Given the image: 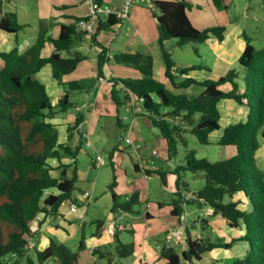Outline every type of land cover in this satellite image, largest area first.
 <instances>
[{
    "label": "trees",
    "instance_id": "trees-1",
    "mask_svg": "<svg viewBox=\"0 0 264 264\" xmlns=\"http://www.w3.org/2000/svg\"><path fill=\"white\" fill-rule=\"evenodd\" d=\"M212 1L216 7L226 6L222 0ZM92 3L102 6L106 0H92ZM2 5L3 0H0V30L16 33L23 29L24 25L17 21L16 14L4 12ZM59 7L67 8V5ZM188 8L185 0H152L151 12L157 20V42L165 78L173 88H186L192 84L204 87L196 95L175 94L163 82L156 80L151 54L117 52L109 56L97 36L102 30L114 29L118 20L113 13L106 18L100 17L92 33L77 26V22L86 20L88 14L73 17L71 23H60L56 36L49 33L47 20L40 21L37 36L28 48L20 52L14 46L8 51H0V264H47L50 259H55L57 264H95L78 260V251L85 245L84 236L79 238L77 250L54 236H50L48 244L42 248L31 243L39 236V226L47 215H55L63 201L77 200L72 191L78 179L77 156L83 146L80 124L84 113L77 110L75 118L66 123L67 141L62 143L58 141L59 131L51 119L76 107L69 98V91L86 88L77 80L63 82L62 76L72 72L79 62L87 58L86 54L74 48V42L88 35L90 42L99 48L96 55L97 78H104L103 67L110 60L140 72L137 79H108L111 82L110 99L116 107L115 122L121 135L127 125L120 117L119 108L126 105L131 97L141 100L146 112L144 115L166 140L169 160L175 157L177 137L184 131L195 135L201 145L209 143V133L220 128L217 103L221 99L247 106L246 117L225 125L216 142L221 146H232L234 153L212 162L197 158L194 151L186 150L185 164L172 172L176 174V189L168 201L170 214L177 217L184 213L186 204L208 206L210 215H220L229 230L233 229L235 233L230 232L232 235L228 237L215 233L212 238V224L208 218L202 217L199 235L190 233L191 223L185 224V246L177 250L172 244H163L159 248L158 259L165 260L161 264H200L204 251L215 247L228 248L239 241L246 243L247 251L243 257L234 258L228 264H264V173L254 156L259 148L258 137L264 139V45L255 48L244 36L245 45L238 62L252 74L249 78L246 72L243 89L236 81L238 73L234 69L217 79L179 78L178 74L187 75L202 67L196 64L176 67L165 41L174 38L178 47L203 42L210 35L221 41L225 30L221 25L204 29L194 27L186 14ZM46 44L51 45V51L43 56L41 50ZM47 64L51 68V77L65 89L56 104L50 102L45 85L36 77ZM227 84L230 88H222ZM162 106L166 110L161 111ZM74 133L78 134V141L72 146L69 140ZM258 155L259 152L256 158ZM67 157L70 160L65 161ZM49 159L56 162L50 163ZM108 159L112 171L108 183L110 211L140 212L138 191H132L126 197L114 190L116 174L112 153ZM180 170L201 171L204 185L187 194ZM145 172L158 175L165 183L166 172ZM39 213H43V217L33 227ZM104 220L95 219V234H99ZM238 229L242 231L236 234ZM133 249L132 242H123L115 235L112 244L96 246L91 251L100 257L107 256L110 262L112 256L124 257ZM137 264L152 263L139 261Z\"/></svg>",
    "mask_w": 264,
    "mask_h": 264
},
{
    "label": "crops",
    "instance_id": "crops-1",
    "mask_svg": "<svg viewBox=\"0 0 264 264\" xmlns=\"http://www.w3.org/2000/svg\"><path fill=\"white\" fill-rule=\"evenodd\" d=\"M139 1L141 2L142 0ZM144 1L148 4V7L140 6L134 3L129 9L127 15L128 17L125 19H128L130 28H127L126 36L117 37L118 39H124L122 46H118L119 49H121L120 51L151 54L153 57V77L156 80L163 82L166 88H168L173 93L186 95H196L199 92L201 93L204 90V87L202 86L192 84L186 88H173L170 82L165 78L163 64L161 62L162 65H160L159 60H156V52L153 47L154 42L157 41L158 38V30L156 27V18L152 15L151 12L152 0ZM185 1H187L189 4V8L186 10L187 17L194 27L198 29H204L216 25H221L224 26L225 30L224 37L221 41L218 40L216 36L210 35L205 41L199 43L201 45H194V56L186 55L173 57L172 51H169L176 67L182 68L192 64H198L202 67L200 69L188 72L187 75L178 74L179 78L190 76L199 81L205 79H217L218 77L226 74L230 69H234L237 72L235 64L238 62V58L241 55V52L243 51L245 45L244 36L250 39V43L255 48H260L264 45V0H243L244 3H242L243 1L239 0H222L224 5H226L225 7H216L213 4L212 0ZM3 2L4 3L2 5V10L4 12H14L18 21L20 13H18L17 6H21L19 4V1L12 0L13 4H11V0H3ZM60 5H67V8L59 7ZM91 5L92 0H36V4L33 7L35 11V14L33 16L35 18V22L33 23L34 25L32 24L33 27L31 31L32 33L36 31L34 39L37 36L40 21L47 20L50 28L49 33H51L52 36H56L58 32V25L60 23H71L74 21L73 17L88 14ZM104 5L113 8H119L121 5V0H106V3ZM28 12V10H23L22 14L27 15ZM19 23L23 24L24 27H26V25H30L26 21ZM122 25L123 21L121 26L118 28V31L121 29ZM108 31H110L111 33H104ZM101 33L103 34L100 35ZM114 33H116V31L102 30L99 32L97 39L100 43L107 46L108 41L112 36H114ZM14 36L16 38L17 34H15ZM2 38L3 37H0V42H3L4 38ZM86 38L89 39V36H86ZM33 41V35H22L21 42L18 43L17 40L14 39V45H7V49L5 51L10 50L14 46H17L18 50L22 52L26 48H28L33 43ZM114 43L116 44V42ZM165 43H167V40L165 41ZM89 44L92 43L87 42V45ZM107 50L108 55L110 56L111 52H109V49ZM50 51L51 45L46 44V46L41 50V54L43 56H46L50 53ZM97 52H99V48L97 49ZM89 60L90 59L87 57V59L79 62L77 67L72 72L64 74L62 76L63 82L77 80L81 83V85L86 87L83 91H72L80 93L78 94V97L76 98L74 103H76L75 110H82L84 113L83 121L80 124L83 144H85L86 147H91V140L89 139V136L94 137L97 130L102 131L100 135H102L104 140L109 137L116 138L117 140L119 139L118 144L108 150V158L109 154L112 153V161L114 163L116 174V185L114 186V190L126 197L132 191H138L139 198L142 201L140 205L141 212L131 214L124 211H110L111 214L109 215L108 219L104 218L105 220L101 226V229L99 230V234H95L96 226L93 229H87L85 220L83 219H80L78 224L76 223V215L82 214V211H78V209L82 208V205L78 203L81 200L79 199V197L84 198L86 202L90 198V190L86 188V186H84L78 192H76L75 189L72 191V196L76 197L77 200H70L69 203L68 201H63L64 203L66 202L68 204L67 208H61L59 206V210L55 215L49 214L45 217L44 221L39 226V236L37 237V239L31 241V243H35L39 248H42L48 244L50 236L57 237L61 241L67 239L71 234H76L78 238L84 236L85 245L78 251V260L82 263H92L93 261H96L95 259H93V256L95 254H92L91 251L93 247L102 246L103 244H112L115 235H117V237L120 239L119 230L127 229L128 231L132 232L133 238V241H128L132 242L134 246L133 252L131 253L134 254L132 264H137L139 261H147L152 264H161L165 260L162 258L158 259L159 248L163 244L170 245L171 241L180 245V248H183L185 246L184 226L185 224H190V222L183 220L181 217L170 214V205L168 204V201L165 202L159 199H154V201L149 199L148 192L150 187L148 185V179H150L149 176L151 174H146L145 171L159 170V168L154 164L153 160H150L151 165H147L146 162L149 159H154V155L156 154V152L155 148H152L147 153L148 155L144 157V155L142 154L143 149H141L138 145L132 144L128 134L130 130L138 124V122L136 116H132L131 110H129L126 105H124L123 107L131 115V125H129L127 121L123 120V122L127 125L125 127L126 129L123 135H121V130L116 125V107L110 99L109 84L111 87V82L108 79H110L111 77L118 78V71H122L120 73L124 75L123 77H129L128 75H130L137 79L140 78V72L134 68L127 66L124 67H127L129 69L131 68L132 71L121 69L115 64H110L108 61L104 64L103 67L104 78H97V58L95 57V59H92V61L90 62ZM156 63L158 64L157 77L155 75ZM45 66H49V68L43 70V67ZM45 66L41 68L42 71L40 70L38 72L42 74V78L40 77V81L45 85V88H47V85L50 86L53 90V95L58 98L64 93L65 89L51 77L50 65L47 64ZM105 68L108 69V72H106ZM202 69L206 71L199 72ZM244 85L245 84H242L240 85V87H242L243 89L245 87ZM222 88H230V85H224L222 86ZM139 101L142 104L141 100ZM221 104H223V115L219 110V106ZM233 104L234 101L232 102L228 99H221L217 103V108L220 113V128L209 133V142L211 141L216 143L219 139L223 129V127H221V120H224L223 123L224 125H226L228 123H236L241 120V117H246L248 109L245 110V108L243 107L244 105L236 107ZM134 105L138 107L140 104ZM143 112L144 111L140 109V115H142L143 123L150 124L151 126L150 119L146 115H144L146 112ZM121 116L123 117L126 115L120 114V117ZM74 118L75 114L69 113L67 116L58 114L51 119V121L58 128L59 142L62 143L67 141L66 123L72 121ZM120 140L126 142V148V145L124 146L123 143L120 142ZM77 141L78 134H72L69 143L74 146ZM160 142H163V140H161ZM87 143H89L90 145ZM101 144L103 147L97 148V151L104 149V142H102ZM143 148L150 149L151 147ZM259 149L260 148H258V150ZM132 150H135V153L138 156L137 161L132 162L134 174L129 176L128 174L131 172L125 168H121V158L123 155L120 153H127L131 152ZM96 153L97 152H95V154ZM255 155L256 154H254V156ZM139 156L142 157L140 158V160ZM66 159L68 158H64L65 161ZM92 163V165L95 166L94 158L92 159ZM256 163L257 166L261 168V164L259 165V163L257 162V158ZM168 176L166 174L165 183L162 184L165 185L167 190L174 191L176 189L175 181L173 182L171 177ZM78 181L81 182L79 176L76 181V185ZM85 190L89 191V195L87 198L83 197V193ZM142 193L145 194L144 198H142ZM188 193L189 191L187 192V194ZM72 201L77 202L78 204H80V206L78 207L77 205L74 210H71L69 208V205ZM157 202H161V205L157 204ZM152 205H155L156 208L152 209ZM147 212L149 213V215L147 214ZM185 212H187L186 208L184 210V214ZM42 217L43 213H39L37 219L33 222V227L37 225V221ZM123 218L125 220H123ZM127 218L129 220H127ZM209 220L212 224L213 230L216 229L218 231V235H225L228 237L232 233L231 231L233 229L229 230V228L225 224L224 219L214 218V220ZM158 221L159 223H163L161 232H158V234L163 233L164 238L166 239L162 242V244H160V240L162 239H155L152 241L150 240V232L152 233L151 238H154L157 228L160 227L157 226ZM172 230H178V235H172L170 233ZM224 230L227 231V233H225ZM189 231L192 235H199V232H195V230L193 229H190ZM136 240L138 241L134 245V242ZM76 248H78V242ZM87 255L92 261H84L83 258ZM225 256V252H222L219 255L213 254L210 256V258H207V260H203L202 263L200 262V264H228V261L224 259Z\"/></svg>",
    "mask_w": 264,
    "mask_h": 264
},
{
    "label": "rangeland",
    "instance_id": "rangeland-1",
    "mask_svg": "<svg viewBox=\"0 0 264 264\" xmlns=\"http://www.w3.org/2000/svg\"><path fill=\"white\" fill-rule=\"evenodd\" d=\"M19 4L21 5L20 7L17 6V10L18 13H20V17L18 19L19 22H28L30 25H26V27H24L23 29H21L20 31L16 32L15 34H17L16 38H15V34L13 33H8L5 31H0V37H3V42H0V51H5L7 48V45H14V39L17 40V42H21V38L22 35H33V40L36 34V31H34L33 33L32 31V27H33V23L35 22V18L33 17L35 14V11L33 9L34 5L36 4V0H18ZM239 1H243V0H239ZM14 2V1H13ZM12 0H11V4H13ZM109 2V1H107ZM4 3V2H3ZM15 3V2H14ZM244 3V1L242 2ZM136 4L140 5V6H145L148 7V4L142 0L141 2L138 1L136 2ZM4 8V6H3ZM23 10H28V14L27 15H23L22 11ZM137 14V12H136ZM154 21V20H153ZM33 24V25H32ZM155 25V22H154ZM127 28H130L129 23H128V19L123 20V25L121 27V29L118 31L117 28H114L113 31H116V33H114V36L111 37V39L108 41L107 46H105L107 49H109V52H111V55L117 52H121L119 49L120 46H122V43L124 41V39H118V36H126L127 33ZM104 33H111L110 31L108 32H104ZM103 33H101L100 35H102ZM111 35V34H110ZM99 38V37H98ZM175 39L174 38H169L167 40V43H165V47L168 51H172V56H186V55H191L194 56V45L195 46H199L201 44H199L200 42H194V43H190V44H186L182 47H177L175 44ZM34 42V41H33ZM87 42L90 43V39L87 38H83L82 40H76L74 42V48H76L77 50L81 51L83 54H86V56L90 59V61H92V59H95L96 55H97V46H94L92 44L87 45ZM116 42V44L114 43ZM102 44V43H101ZM119 46V47H118ZM154 50H155V55H156V60H159L160 65L162 60L160 57V49L158 46V42L155 41L153 44ZM170 53V52H169ZM171 55V53H170ZM171 56V58H172ZM87 59V58H86ZM110 64H115L117 65V67L121 68V69H127L129 71H132L131 68H127L124 67V65L121 64H117L114 63L112 60L109 61ZM198 65V64H196ZM235 68L238 72V78H237V82L242 85L246 83V78H245V74L246 72L248 73V77L250 78L251 76V71L246 69L244 66H241L239 64V62H237L235 64ZM49 66H45L43 67V70L48 69ZM106 69V68H105ZM42 71V70H41ZM105 71V70H104ZM206 70H200L199 72H205ZM106 72H108V69H106ZM122 71H118V78H135L133 76L128 75L129 77H123L124 75H122V73H120ZM158 64L156 63V68H155V75L156 77L158 76ZM36 77L40 79V77L42 78V74L37 73ZM200 86V85H199ZM109 88H110V84H109ZM47 92L50 96V102L52 104H56L57 103V99L53 94V90L50 86L47 85ZM200 93V92H199ZM197 93V94H199ZM78 94H80L79 92H70L69 91V98L72 102H75L76 98L78 97ZM233 102V100H231ZM236 107L242 106L241 104H238L234 101V104ZM245 108V110H247V106H243ZM166 107H161V111L165 110ZM243 108V109H244ZM141 110L144 111L143 107H141ZM219 110L220 113L223 115L224 111H223V104H221L219 106ZM145 112V111H144ZM143 112V113H144ZM69 113H76L75 107L69 108L67 112L65 113H60L63 114L65 116H67ZM119 114H125L128 119H126L125 121L128 122L129 125H131V115L129 112H127L125 110L124 107H120L119 108ZM141 113L136 115V119L138 124L133 127L129 134L127 132V134L129 135L132 144L134 145H138L142 150V154L144 155V157H146L149 152V150H151L152 148H155V152L156 154L154 155V159H149L146 163L147 165H151V161L153 160L154 164L158 166L159 170L166 172L168 177H171L172 181H175V176L176 174L172 173L174 172L175 168L177 166L180 165H184L185 164V153L186 150H192L194 151V154L197 158H205L209 161H217L220 159H224L227 158L229 156H231L234 153V148L232 146H221L218 145L214 142H209L206 145H201L197 138L195 137V135H193L192 133H190L189 131H184L183 133H181V138L177 137L178 141H177V152L175 157H173L171 160L168 159V150H167V143L165 138L162 137V135L160 134V131L158 130V128L154 125L151 126H146L143 121H142V115H140ZM244 119V117H241V120ZM224 120H221V127H224ZM223 123V124H222ZM220 124V122H219ZM230 124V123H228ZM227 125V124H226ZM102 131L97 130V132L95 133V136H89V139L91 140V147H86L85 144H83V148L82 150L79 151V154L77 156V167H78V176L81 179V182L78 181L75 191L78 192L80 191L84 186H86V188H88L90 190V198L88 199V201L86 202L84 198L79 197V199H81L78 203H80L82 205L81 209H78V211H82V214L76 215V223L78 224L80 219L85 220V224H86V228L87 229H93L95 227V219L96 218H107L109 217L110 213V206H111V193L108 189V183L111 180V166L109 164V159H108V150L112 147H115L118 142L119 139L117 140L116 138H107L104 140V138L102 137L101 134ZM161 140H163V142H160ZM258 141H259V150L257 149L256 151V155H255V160H256V156L257 153L259 152L258 158H257V162L260 165V169L263 171L264 173V139L261 137H258ZM102 142H104V149L103 150H98L97 148L103 147L102 146ZM121 143H123V145H126V142L123 140H120ZM130 142V143H131ZM157 142V143H156ZM156 143V144H155ZM127 147V145L125 146V148ZM143 147H148L150 149L147 148H143ZM95 152L99 153L102 157V162L100 166H94L92 165V159L94 158ZM119 153V152H118ZM122 154V158H121V168H125L127 170H129L131 173H129L128 175H133L134 171L132 168V162L137 161V154L135 153V150H132L131 152H125V153H120ZM140 155V154H139ZM124 157V158H123ZM161 157V158H160ZM68 158V157H67ZM140 158H142L141 156H139V160ZM69 160L66 159V161ZM50 163H55L56 160L55 159H49ZM181 174V178L182 181L185 184V187L187 188V190L185 192H192L194 190H197L199 188H201L204 185V175L201 171L192 173L190 171H183L180 170L179 171ZM56 173V172H54ZM169 173V174H168ZM150 179H148V185L150 187L149 189V199L150 200H154V199H159L162 201H169L170 197L173 194V190H167V188L165 187V185L162 184L160 178L158 177V175L156 174H151ZM81 183V184H80ZM183 188V187H182ZM144 193H142V198H144ZM84 199V200H83ZM224 200H227V197L224 198ZM70 201V199L66 200ZM85 201V202H84ZM155 201V200H154ZM78 207L80 206V204H78ZM142 203V201H141ZM242 205V204H241ZM68 204L65 202H63L60 207L61 208H67ZM243 206V205H242ZM155 205H152V209H155ZM186 211L185 214L183 213L180 217L183 220L189 221L193 226H191L190 229L195 230V232H200V218L202 217H206L208 219H213L214 218H219V219H223L220 215H210V212H208L210 210V207L202 205V206H197L196 204H186L185 205ZM121 212V211H118ZM141 212V211H140ZM138 212V213H140ZM51 217V216H50ZM195 219H198V221H194ZM123 220H125L123 218ZM127 220H129L127 218ZM163 223H159V221L157 222V226H160L157 228V231L155 232V237H152V233L150 232V240H155V239H162L160 240V244H162L163 241H165L166 239L164 238V234L160 233L158 234V232H161V228ZM238 229L236 231V234L239 232H241L242 230ZM137 232V229H136ZM218 231L215 229L212 234V238L214 237L215 233H217ZM225 233H227V231L224 230ZM232 233H235L234 230L231 231ZM119 236L120 239L123 242H128V241H133L132 239V232L128 231L127 229H121L119 230ZM57 238V237H56ZM58 239V238H57ZM78 236L76 234H71L70 236H68L67 239H65L64 241H62L64 244L68 245L69 247H71L73 250H77L76 245L78 242ZM59 240V239H58ZM139 240V239H138ZM136 240L134 242L137 243ZM61 241V240H60ZM87 242V241H86ZM85 243V241H84ZM171 244H173L174 247H176L177 250H180V245H178L177 243L174 242H170ZM247 251V245L245 242H236L234 243L232 246L228 247V248H214L212 250L209 251H204L203 252V256L201 259V263L203 260H207V258H210L211 255L213 254H220L222 252H225L226 256L224 257V259L226 261H228L227 263H229L230 261H232L234 258H238V257H243L244 254ZM207 256V257H205ZM84 261H89L90 257L87 255L84 258ZM93 259H95L96 261H93L92 263L95 264H132V260L134 259V254H130L124 257H116V256H112L111 261H108L107 256L106 257H100L97 255L93 256ZM92 261V260H90ZM47 264H57L55 259H50L47 261ZM185 264H188L187 262H185Z\"/></svg>",
    "mask_w": 264,
    "mask_h": 264
},
{
    "label": "built area",
    "instance_id": "built-area-1",
    "mask_svg": "<svg viewBox=\"0 0 264 264\" xmlns=\"http://www.w3.org/2000/svg\"><path fill=\"white\" fill-rule=\"evenodd\" d=\"M139 0H121V5L119 8H113L107 5H102V6H97L92 3L91 8L88 13V18L85 20H80L77 22V26L81 30H85L88 33H92L95 30V27L98 23V20L100 16L107 17L108 14L113 13L115 14L118 22L115 24V27L118 29L121 26L122 21L127 17L128 11L131 7L132 4L138 2ZM134 104H140L138 107L135 106ZM127 108L131 110L132 116H136L137 114L140 113L141 109V103L138 100H134L131 97V101L127 102L126 104ZM123 120L128 119L127 116L122 117ZM89 144V143H87ZM90 145V144H89ZM95 166H100L102 162V157L98 153L95 154L94 158ZM89 195V191L85 190L83 193V197L87 198ZM77 206V202H70L69 208L71 210H74ZM210 212V210L208 211ZM172 235L177 236L178 235V230H172L170 232Z\"/></svg>",
    "mask_w": 264,
    "mask_h": 264
},
{
    "label": "clouds",
    "instance_id": "clouds-1",
    "mask_svg": "<svg viewBox=\"0 0 264 264\" xmlns=\"http://www.w3.org/2000/svg\"><path fill=\"white\" fill-rule=\"evenodd\" d=\"M129 12V11H128ZM100 17H103V18H106V17H104V16H100ZM128 17V16H127ZM126 17V18H127ZM122 24V23H121ZM129 102V101H128ZM142 105V104H141ZM121 119H122V116H121ZM123 120V119H122ZM95 158V157H94ZM95 163V162H94ZM210 212H211V208H210Z\"/></svg>",
    "mask_w": 264,
    "mask_h": 264
},
{
    "label": "water",
    "instance_id": "water-1",
    "mask_svg": "<svg viewBox=\"0 0 264 264\" xmlns=\"http://www.w3.org/2000/svg\"><path fill=\"white\" fill-rule=\"evenodd\" d=\"M157 21V20H156ZM89 36V35H88ZM145 124V123H144ZM146 126H150V124H145Z\"/></svg>",
    "mask_w": 264,
    "mask_h": 264
}]
</instances>
